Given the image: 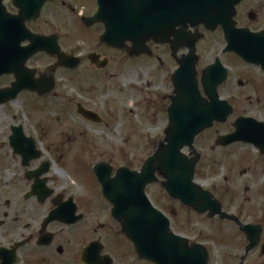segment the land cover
Segmentation results:
<instances>
[{
    "label": "flooded vegetation",
    "instance_id": "obj_1",
    "mask_svg": "<svg viewBox=\"0 0 264 264\" xmlns=\"http://www.w3.org/2000/svg\"><path fill=\"white\" fill-rule=\"evenodd\" d=\"M64 4L63 0L47 2L36 20L26 21L27 29L36 35L56 36L61 46L67 22L62 11L56 14L55 9H52L50 22L54 24L59 22L63 28L55 27V30L43 31L39 25L48 6L62 7ZM210 7L213 8L212 5ZM95 11L88 15H79L81 23L83 18L92 17ZM1 15L4 25H7L9 21L17 22L20 18V9L15 5L14 0H3ZM233 21L234 30H246L251 34L264 35V0H243L237 6ZM96 25L103 28V34L105 31L103 24ZM189 32L193 35L197 34L194 28H189ZM198 34L202 37L196 44L197 80L203 98L206 96L203 91L202 73L216 64L226 71V79L218 87V94L222 101L230 104L233 113L227 122L221 125L229 124L235 131L234 123L239 119L253 120L255 126L258 123L264 124V63L248 62L239 55L234 50L231 32L226 34L221 26L214 30L199 26ZM245 40L246 36L243 38V44ZM24 46L26 45H22ZM61 48L66 52L62 46ZM147 48L148 53L142 57L155 63L157 73L164 78L162 82L165 84L167 79L169 81L167 83L172 85L173 92V75L180 68V58L187 55L189 50L178 46V50L175 51L172 45L155 41H149ZM39 55L48 57L54 63L53 65L58 62L57 57L46 53H40L31 58L26 64V69L34 72L35 80L43 76L49 79L53 75L56 83L57 73L72 72L67 68H58L51 73L52 65L42 68L35 61ZM73 56L84 60L80 54ZM9 69L14 68L10 66ZM16 82H18V76L14 73L1 75L0 91L11 90ZM56 87L57 83L53 91L44 95L23 91L15 100L0 105V107L19 104L27 94L42 100L51 99L55 95ZM170 95L165 97L169 104L171 103ZM241 104L245 107L240 109ZM168 106L165 105L166 114ZM19 127L10 125V133L1 143L3 147L0 148V264H161L142 258L137 252L135 243L122 232L121 225L113 217V207L104 197L102 186L95 174L96 195L89 194V191L94 192L89 184L83 187L85 193L81 191L79 194L61 185L58 177L64 171H59L55 177L53 161L47 159L44 150L38 146L35 149L37 156L28 162L24 161V157L11 144L14 129ZM233 131L217 136L215 146L221 137L229 136L234 133ZM206 132L197 137L196 142ZM23 133L25 134L24 129ZM215 149L228 150L229 153L233 151L235 154L239 151V155L240 151L250 149L257 151L258 159L255 163H249L251 156L245 155L248 157L241 162L243 175L257 170L260 165L264 164L263 151L253 144L237 142L228 147L212 145L211 150ZM185 153L188 154L186 151ZM200 154L201 159L195 172V183L197 184H200L196 180L200 173L199 165L203 159L201 152ZM132 162L133 159L124 165H114L106 161H96L94 164L107 163L114 172L123 167L133 172L139 171L130 168ZM159 181L147 189V195L153 186H157L165 196L166 204L161 208L153 206L169 220L173 235L183 240L179 244V249L184 250L181 253L182 261L192 260L193 264H200L206 259V264H264V212L232 213L226 209L223 192L215 186L206 189L221 203L223 212L235 215L242 226H258V244L250 248L251 240L247 232L242 230L237 223L219 216L211 218L208 213L201 215L181 201L172 200L162 188L163 179ZM256 195L264 200V189L261 188Z\"/></svg>",
    "mask_w": 264,
    "mask_h": 264
},
{
    "label": "water",
    "instance_id": "obj_2",
    "mask_svg": "<svg viewBox=\"0 0 264 264\" xmlns=\"http://www.w3.org/2000/svg\"><path fill=\"white\" fill-rule=\"evenodd\" d=\"M0 0V76L14 73L18 76L11 90L0 91V105L15 100L19 93L29 90L39 95L55 89L53 75L34 79V72L26 70L27 62L39 53L57 57L58 63L50 69L76 70L82 63L80 58L62 52L56 37H43L32 34L26 21L36 20L44 5L56 0H14L20 9V18L2 22ZM242 0H97L98 10L92 18L83 19L87 27L103 24L105 33L100 42L107 47L124 50L130 58L141 57L148 53L147 43L155 41L172 45L176 51L187 48L188 54L179 60L180 68L173 75L174 91L169 96L171 104L167 108L168 126L164 140L158 143L153 155L144 163L140 172L120 168L114 172L106 163L94 166V173L100 182L104 197L112 205V214L119 222L122 232L135 243L142 258L161 264H193L192 260L182 261L179 244L183 240L173 235L170 222L155 209L146 195V190L159 183L169 198L181 201L197 213L209 214L211 218L221 217L237 223L247 232L251 245L258 244V226L244 227L236 216L223 212L220 202L201 186L194 184L195 169L201 159L195 148V141L203 132L213 128L215 123L224 124L233 109L221 101L218 87L226 79V71L216 64L202 73L203 98L197 80V49L201 39L198 27L208 30L221 26L226 34L231 32L235 51L248 62L264 63V35L251 34L246 30L237 31L233 18L236 7ZM213 6L211 7L209 6ZM231 21V22H230ZM189 28L197 32L193 35ZM246 40L243 44V38ZM29 43V46L22 47ZM127 43L132 46L128 47ZM177 44V45H176ZM177 46V47H176ZM92 66L104 69L107 59L92 54L88 57ZM10 66L14 69H9ZM7 67V68H6ZM78 113L85 119L99 122V117L82 106ZM236 132L221 137L218 146L227 147L237 142L253 144L264 154V124L250 119H239L234 124ZM12 146L28 162L35 156V143L25 137L22 128H15L11 137ZM188 149L189 156L183 154ZM34 153V155H33ZM200 264H206L204 259Z\"/></svg>",
    "mask_w": 264,
    "mask_h": 264
},
{
    "label": "rangeland",
    "instance_id": "obj_3",
    "mask_svg": "<svg viewBox=\"0 0 264 264\" xmlns=\"http://www.w3.org/2000/svg\"><path fill=\"white\" fill-rule=\"evenodd\" d=\"M63 1L62 7L45 9L39 26L43 31L63 28L59 22H50L52 9L56 14L62 11L67 22L61 46L66 52L82 55L84 63L76 71L57 73L53 98L42 100L27 94L19 104L0 107V148L10 133V125H18L53 161L55 177L59 171L65 172L58 177L61 185L81 194L85 193V184H89L94 191L88 190L89 194L96 195L93 173L96 161L124 165L133 159L130 168L141 170L164 139L168 126L165 105H169L165 97L172 93V85L167 79L165 84L162 82L164 78L157 73L153 61L145 57L131 59L125 52L100 45L103 28L98 25L87 28L78 18L96 10L95 0ZM93 53L108 59V67L99 70L92 66L87 56ZM35 61L42 68L54 66L44 55ZM79 105L95 113L101 122L84 119L78 114ZM244 107L240 105V109ZM232 129L229 124H217L197 140L196 149L203 159L196 181L204 189L215 186L223 192L226 209L232 213L264 212V200L256 195L264 189V164L245 175L241 171V162L248 157L245 155L251 156L249 163H255L257 151H240L239 155V151L235 154L211 150L212 145L216 147V137ZM148 196L158 208L166 204L157 186L148 191Z\"/></svg>",
    "mask_w": 264,
    "mask_h": 264
}]
</instances>
